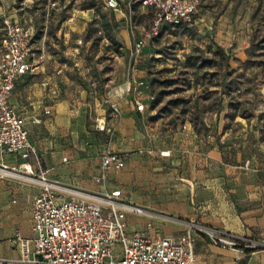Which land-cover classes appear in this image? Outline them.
I'll return each instance as SVG.
<instances>
[{
	"label": "rangeland",
	"instance_id": "1",
	"mask_svg": "<svg viewBox=\"0 0 264 264\" xmlns=\"http://www.w3.org/2000/svg\"><path fill=\"white\" fill-rule=\"evenodd\" d=\"M133 6V23L149 28L150 9ZM119 11L105 0H0V36L6 18L29 27L32 58L54 74L50 79L72 110L81 117L86 110L87 129L101 115L109 123L111 100L129 95L130 105L143 104L146 143L214 146L224 163L264 167V0H201L191 25L166 27L137 58ZM82 12H90V20L71 31L66 21ZM111 18L116 26L105 27ZM139 63L145 83L134 92L130 74Z\"/></svg>",
	"mask_w": 264,
	"mask_h": 264
},
{
	"label": "crops",
	"instance_id": "2",
	"mask_svg": "<svg viewBox=\"0 0 264 264\" xmlns=\"http://www.w3.org/2000/svg\"><path fill=\"white\" fill-rule=\"evenodd\" d=\"M130 1L118 0L117 9L126 24L129 16L124 8ZM90 16L82 12L65 24L71 31H81ZM142 28L137 25L136 31ZM32 60L35 69L16 79L9 100L24 119L29 139L41 155V167L61 186L59 200L88 199L87 194L119 188L121 200L145 210L121 211L128 231L144 230L173 241L189 236L194 242L195 264H264V167L246 161L234 166L224 163L222 151L214 146L166 149L146 143L140 134L143 104L135 100L130 105L129 95L111 100L109 123L101 115L87 129L86 110L83 117L72 110L54 78L50 79L54 74L44 73L38 61ZM144 71L140 63L132 68L134 92L137 82L145 83ZM100 119H104V129L95 126ZM108 150L123 156L121 168L102 169L101 158ZM21 161L19 155L0 149V165L18 170ZM38 190L35 183L0 175V258L22 255L21 244L12 241L17 232L26 239L34 236L31 203ZM200 226L261 245H216Z\"/></svg>",
	"mask_w": 264,
	"mask_h": 264
},
{
	"label": "built area",
	"instance_id": "3",
	"mask_svg": "<svg viewBox=\"0 0 264 264\" xmlns=\"http://www.w3.org/2000/svg\"><path fill=\"white\" fill-rule=\"evenodd\" d=\"M134 1L153 8L148 30L142 28L134 33L137 25L128 17L135 57L158 35L164 23H191L201 4V0ZM105 5L116 9L119 2L105 0ZM30 35L31 32L19 22L11 18L4 20L0 38V149L19 155L22 161L18 170L1 164L0 175L17 176L38 185L39 190L31 203L34 236L26 239L17 232L12 241L21 244L22 255L19 258H0V264H195L194 242L189 236L173 241L144 230L128 231L121 211L144 213L145 210L121 200L119 188L103 195L87 194L88 199L57 198V190L61 186L50 180L48 170L41 167V155L29 139L24 119L9 100L16 79L36 67L32 60L34 52L30 47ZM143 84L144 80H140L136 87ZM95 126L104 129V119L97 120ZM122 165L123 156L117 152L108 150L101 158L103 170L110 166L118 169ZM199 230L212 243L227 248L241 244L250 247L261 245L215 228L200 226Z\"/></svg>",
	"mask_w": 264,
	"mask_h": 264
},
{
	"label": "trees",
	"instance_id": "4",
	"mask_svg": "<svg viewBox=\"0 0 264 264\" xmlns=\"http://www.w3.org/2000/svg\"><path fill=\"white\" fill-rule=\"evenodd\" d=\"M19 1V0H18ZM134 3H137L139 6H141V7H146L147 9H150V11H151V17H150V25H149V28H147V30L148 29H150V27H151V19H152V15H153V8H151L150 6H142V5H140V3L138 2V1H134V0H132V3L131 4H129V6L127 7V8H124L125 9V11H126V13H128V15L131 17V11H133V9H135L134 8V6H133V4ZM94 6V3H92L89 7H87V8H92ZM110 9H112V10H116V9H114V8H110ZM197 12H198V9H197V11L194 13V15H193V18H192V22L191 23H189V24H186V23H181V24H170V23H164L162 26H161V28H160V31H159V33H158V35H155L151 40H150V42L152 41V40H154L157 36H159V34L163 31V29H165L166 27H169V26H172V27H175V26H178V27H180V26H183V27H187V26H189V25H191L194 21H195V18H196V14H197ZM62 19H65V16L62 18ZM15 21V20H14ZM17 22V21H16ZM104 25H105V27H107V26H109V27H111V28H113V27H115L116 26V24H115V20H114V18H111V22L108 24V22H106V20H104ZM136 25H138V24H136ZM3 27H4V25H3ZM29 31H30V29H29V27H26ZM145 28V27H144ZM146 29V28H145ZM191 56H192V54H187V56H186V60H190L191 59ZM225 57V59H226V66H225V68L227 69L230 65H229V62H228V56H224ZM222 61H223V58H221V60H220V62L222 63ZM203 62H205V60L203 59V60H201L200 62H199V67H202L204 64H203ZM191 65H192V63H191ZM197 115H195V117H194V120H192V123H193V125H194V127L197 129V126H196V122H197Z\"/></svg>",
	"mask_w": 264,
	"mask_h": 264
}]
</instances>
